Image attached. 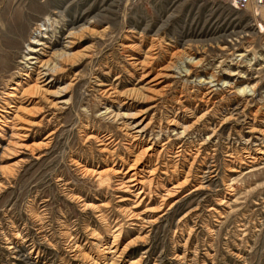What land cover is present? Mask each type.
I'll return each instance as SVG.
<instances>
[{
	"label": "rangeland",
	"instance_id": "374dc122",
	"mask_svg": "<svg viewBox=\"0 0 264 264\" xmlns=\"http://www.w3.org/2000/svg\"><path fill=\"white\" fill-rule=\"evenodd\" d=\"M36 27L54 51L75 32L80 41L69 52L79 59L48 88L66 93L17 102L24 130L1 126L0 264H264V8L0 0V52L13 57L0 68V108L9 76L28 65ZM135 57L150 62L143 81ZM152 76L148 94L139 88ZM109 87L115 100L102 92ZM47 99L67 102L56 109ZM110 112L150 119L146 137L154 140L171 117L187 126L141 156L147 173H139L138 197L115 171L127 169L120 157L131 162L140 150L128 147L120 124L132 120Z\"/></svg>",
	"mask_w": 264,
	"mask_h": 264
},
{
	"label": "bare ground",
	"instance_id": "6f19581e",
	"mask_svg": "<svg viewBox=\"0 0 264 264\" xmlns=\"http://www.w3.org/2000/svg\"><path fill=\"white\" fill-rule=\"evenodd\" d=\"M219 1H221V0H219ZM250 9H252V8H250ZM40 28L39 27L34 28V30L29 35V39L26 42V50H27L26 56L27 57L25 58V61H26V64H28V65L24 66L23 68L22 67L18 68V71L15 74H11L9 76V80L7 81V84H8V87L6 88L7 91L4 93V97L2 98L3 99L2 105L0 108V130H1V132L4 131L3 128L1 127L2 125H6V126L11 125L12 127H15V128H13L15 130H19V129L24 130L25 127L18 126V124L16 123V121H17L16 113L18 111L17 102L19 100H21L22 96H26L27 94H32V95L41 94L43 96L44 95H50L54 98L55 97L57 98V97H59L57 95H59L60 93H62V94L66 93V87L65 86L57 88V90H58L57 95L50 94L51 91H49L48 88L52 87L54 85L55 82L53 81V79L61 73L60 70L63 68V66L68 65L67 62L71 61L73 65H77L76 62H78L79 58H77V60H76L74 57L75 56L74 53L69 52L80 41L78 36H76V33L75 32H68L63 38L64 39V41H63L64 45L62 46V49L60 51H54V50H52L54 45H51V43L46 44V42L44 41L46 36L43 35V33H42L43 30ZM9 50H11V49L9 48ZM44 50L48 51V54L41 53V51H44ZM83 54H85V53H83ZM84 56L87 58H91L90 52H88V51ZM148 56H147V58H148ZM76 57H79V56H76ZM152 57H150V59ZM12 58L13 57H12L11 52L9 54L5 51H3V52L1 51L0 52V68L1 69L10 68V66L12 65V60H13ZM145 59L138 60V57H135L133 62L131 60V62L134 63L133 65L136 67V69L139 72L140 81H143L145 78H147L151 74L149 66H148V64L150 62L145 60ZM73 61L75 63H73ZM169 62H171V61H169ZM20 64H22V63H18L17 65L20 66ZM134 66H133V68H134ZM166 67H168V66H166ZM164 73L166 74V72H164ZM157 74H159V72ZM155 78H154V76L149 78L150 80L147 81V83H146V84H148L147 87L141 85L139 89H143L146 93L150 94L151 91H153V88L151 86H153L155 84L154 83ZM73 79H75V77ZM136 80L137 79H135V81ZM114 89L112 87H109L108 89L106 88L105 90H102V92L104 91V93L107 96L112 95V97L115 100L116 94H115ZM139 89H138V91H139ZM203 92H205V91H203ZM135 93H136L135 91L131 90L129 92V96L132 94H135ZM154 94H155V92H154ZM203 96H204L205 100H208L212 96L211 91L205 92L203 94ZM31 97H34V96H28L27 100H30V102H33V100H35V99L31 98ZM125 100H129V98H124V101H123V103L125 102L124 104L127 103ZM47 101H48L47 103L49 104V106L51 108L56 107V109H60L61 106L67 102V100H58L56 102H53V100H48V99H47ZM11 110H12V112H11ZM208 111H206V112H208ZM136 113H138V112L127 113V115H122L119 113L110 112V115L112 117H114L116 120H120V118H127V119L129 118L132 120L130 122H129V120H128V122L123 120L120 122V124H121L122 129L125 131V132L124 131L123 132L126 133V135L129 137L128 138V141H129L128 147L131 148L132 152L134 149L139 148L140 150L138 153L133 154L134 158L131 160V162H130L129 158H128V161L126 160V162H125V160L123 161L120 157L119 158L121 161L120 168H124L123 165H124V163H126L127 169L125 172H122V171L116 170V169H115V171L122 173V175H121L122 177L119 179L118 185L120 187H123L126 190H131V189H133L134 191L136 190L137 193H136V195H134V197H136V196L138 197L144 192V183H143V179H142L143 176H140L139 173L145 174V173H147V171H146V165L140 161V159L142 158L141 156L147 155L150 157L151 155L156 153L157 146H160V147L165 146V144L168 141H164V139L169 138V133H172L173 135H175L176 136L175 139H177V138L181 137L182 133L185 132V129L187 130V126H184V124L179 123L177 121V119H175V117H171V118H169V120H167V125H166L165 131L164 132H163V130H162V132L157 131L156 132L157 138H155V140H154L153 138L146 137V135H147L146 131L150 127V121H149L150 119L146 122H145L146 117H142L141 119H137L140 116H138V114H136ZM13 114H15V115H13ZM204 114H205V112H204ZM9 115H12V117ZM188 127H191V126H188ZM177 129H180V132H178ZM261 132H264V130H260V133ZM19 134L20 133H18V135ZM23 135L21 134L19 136H23ZM161 141H163V142H161ZM104 148H106V147H104ZM259 153L264 154V151L259 152ZM93 172L96 173L95 170L92 171V173ZM98 174H100V173H98ZM127 176H128V178L124 181L123 179ZM111 245L112 246H110L109 249L116 247L115 244H111ZM109 253H114V250H112V251L110 250Z\"/></svg>",
	"mask_w": 264,
	"mask_h": 264
},
{
	"label": "built area",
	"instance_id": "2783aa9c",
	"mask_svg": "<svg viewBox=\"0 0 264 264\" xmlns=\"http://www.w3.org/2000/svg\"><path fill=\"white\" fill-rule=\"evenodd\" d=\"M235 11H245L250 8L256 10L264 8V0H221Z\"/></svg>",
	"mask_w": 264,
	"mask_h": 264
}]
</instances>
